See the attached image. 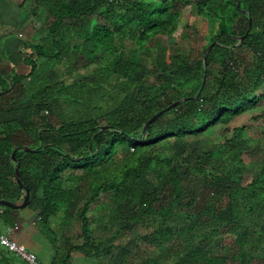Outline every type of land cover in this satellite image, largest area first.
<instances>
[{
	"label": "trees",
	"instance_id": "obj_1",
	"mask_svg": "<svg viewBox=\"0 0 264 264\" xmlns=\"http://www.w3.org/2000/svg\"><path fill=\"white\" fill-rule=\"evenodd\" d=\"M36 5L35 19L41 8L47 14L48 33L42 42L23 46L29 67L24 75H8L0 54V93L23 89L45 58L68 61L64 71L70 77L81 59L92 71L72 83L45 77L29 91L28 103L0 106L8 116L0 123V199L23 200L12 160L18 150L21 179L31 193L27 208L37 211L33 230L42 238L25 247L42 261L49 239L59 257L52 264H72L73 252L90 254L97 264L131 259L264 264V257L254 263L264 249V126L253 137L246 125L229 127L264 105V0H36ZM188 7L209 26L201 58L163 40L177 33ZM86 16L96 21L83 45L70 49L64 30ZM185 29L189 38L190 26ZM126 40L136 48L127 50ZM214 42L205 66L204 54ZM238 46L252 56L242 57ZM174 103L144 132L153 116ZM252 121H264V112ZM220 126L228 134L217 145L218 156L207 152L190 163L182 141ZM211 158L212 165L203 163ZM192 171L202 177L200 190L192 188ZM103 196L100 216L96 203ZM0 211L2 232L15 225L16 210ZM108 213L120 216L114 230L104 224ZM74 224L82 243L64 254L59 238L75 231ZM139 242L155 251L142 250L146 257L139 258L132 248L141 249ZM0 264H15L1 246Z\"/></svg>",
	"mask_w": 264,
	"mask_h": 264
},
{
	"label": "crops",
	"instance_id": "obj_2",
	"mask_svg": "<svg viewBox=\"0 0 264 264\" xmlns=\"http://www.w3.org/2000/svg\"><path fill=\"white\" fill-rule=\"evenodd\" d=\"M36 7V0H0V54H2L4 57L1 65H3V68L6 70L8 75H24L28 73L29 67L23 61L24 53L22 52V48L26 44L36 45L42 42L48 33L47 24L44 23L47 14L45 11L42 12L43 10L41 8L39 12L41 17L39 20L35 19V11L37 10ZM188 8L190 9V12H192L193 16L197 17L198 19L195 9L193 7ZM187 17L188 16L185 14V17L181 19L179 29L174 36L171 38H163L166 45L174 46L175 43H180L179 37L180 39H188L184 37L186 33H188L185 27L189 25V31H191V25L187 23V21L185 24H182L183 19L189 21V18ZM95 21L96 19L94 17L86 16L82 19H75L70 22L69 29H65L63 35L64 40L69 44L70 49L74 50L83 45V35H86L91 31ZM170 39H173V42ZM125 48L132 51L136 48V43L131 40H126ZM84 63L85 61L81 59L80 64ZM67 65H70V63L66 60L62 61L60 64L52 58H45L41 60L40 67L38 68L36 74L31 79L25 80L23 82L24 88L22 89L17 86L9 94H2L0 96V102L10 100L13 103L20 104L19 102L24 99L23 95L25 94V96L30 98L29 91L39 80L45 77L50 79L51 83H57L59 81H66V83H70L71 81H75L68 75L66 71H64V68L66 69ZM86 68L87 67H84L82 69ZM82 69L78 71L79 74ZM75 78L76 80H80L77 77ZM9 95L12 96L8 98L7 96ZM23 104L26 103H22L21 105ZM10 106L11 105L7 107ZM14 196L15 200L21 199L20 193L18 191L14 193ZM36 214L37 211L29 208L16 210L13 213L15 225L9 226L14 228L11 238L21 245L24 244V246L25 242L28 243V241L34 237L42 242L40 234H36V232L33 230V225H36L38 220ZM7 228L8 227L2 228L1 231L5 232ZM44 240L48 245V251L46 252L42 261H44L45 264H52L55 260H58L59 257L57 256L55 250L51 248L49 239L45 238ZM154 251L155 250H151L148 252ZM79 254L80 255L77 257V260H73L72 264H97V262H95V257L92 255L86 254L84 252ZM158 254L157 256H160V253ZM125 264H133L132 259L126 260Z\"/></svg>",
	"mask_w": 264,
	"mask_h": 264
},
{
	"label": "rangeland",
	"instance_id": "obj_3",
	"mask_svg": "<svg viewBox=\"0 0 264 264\" xmlns=\"http://www.w3.org/2000/svg\"><path fill=\"white\" fill-rule=\"evenodd\" d=\"M188 11V13H187ZM189 18L188 20L183 19L182 20V24H185L186 21L187 23H189L191 25V31H189V38L187 40H185L184 38L180 39L179 37V41L181 46L184 49V52H186V54H189L191 56L192 59L195 58H201L202 54H203V47L204 45H206L207 41L203 38L204 35H206V33L209 30V26L206 23V21H202V19L200 17H195L193 16L192 12H190L189 8L185 9L184 12ZM171 40V39H170ZM173 40V39H172ZM171 40V41H172ZM173 42V41H172ZM239 45V43H238ZM237 52L244 58L248 57L250 58L252 56V51L248 48L245 47H237ZM148 62V61H147ZM86 61L84 64H80L79 66L81 67L80 69L84 68L86 65ZM3 68V65H2ZM92 71V67H88V69H82L80 71V74H76L74 76L79 78V79H84L89 72ZM72 77V79H74ZM73 81H71L70 83H72ZM12 95L7 96L8 98L11 97ZM24 99L22 101H20V104H16L17 106H20L22 103H28L29 102V98L25 95ZM9 105H13V102H11L10 100H5V101H1L0 102V106H4L7 107ZM1 108V107H0ZM262 112H264V105H262L260 108L253 110L239 118H237L236 120H234L231 124H230V128H234V127H241V126H248V136H252L253 135H258L257 132L259 130V133L261 132L260 129L264 126V121H261L260 123H254L252 121V119H254L256 116H259L262 114ZM8 116H6L5 114H2L0 112V123L5 122V120H7ZM255 126V127H254ZM259 127V129L257 128ZM228 133H226V129L223 127H217L216 129H210L209 131H207L205 134L198 136V137H192V138H186L184 139L183 144L186 145L187 149L186 151H184V156L187 158V160L192 163L195 164L197 161V158L199 156V154H203V153H209V152H213L215 153L217 157L218 153L220 151H218L217 149V145L221 142H223V138L224 136H226ZM230 135V134H229ZM256 151V150H255ZM214 158L211 159H205V162H203L206 165H212L214 163L215 160H213ZM217 161V160H216ZM8 162V161H7ZM9 167V166H8ZM191 174L194 175V177H192L191 181L194 186L192 188H194V191L200 190L201 189V183H200V179L202 178L201 176H199L198 179L196 177V172H191ZM247 181H250V175H248L246 177ZM192 186V185H191ZM145 189H147L146 186H143ZM164 187L163 182L158 183V192H161L162 189ZM148 190H151L148 187ZM107 201L106 196H103L101 198V200L99 202L96 203V205L99 206V214L104 215V211H103V205L104 203ZM22 203V202H21ZM114 212V211H113ZM109 215H105V219L106 221H104V224L108 223L110 225V227L114 230L116 229L118 226L121 225L120 222V216L117 214H113L112 213H108ZM73 227L71 229H74L75 231H72L70 233H68L66 235V237L60 236L59 238V243H60V249H62V252H66L68 251V249L71 248V245H79L82 243V240L77 236L78 232H76L77 230V225H72ZM139 247H141V249H138L135 247V245L132 247L134 248V251H136L137 253H141L139 254L140 257H146L145 256V252H142V250H146L148 247L146 245H143L142 242H139ZM41 245V243H40ZM143 248V249H142ZM2 249H4L2 247ZM6 250V249H5ZM151 248H148V251H151ZM7 251V250H6ZM15 264H27L26 262H24L22 259H20L16 254L14 253H10ZM79 253L77 252H73L72 254V261L73 260H77V257H79ZM264 257V249H261L260 252L258 253L257 257L254 260V263H256V261L259 258H263ZM74 258V259H73ZM134 258V257H133Z\"/></svg>",
	"mask_w": 264,
	"mask_h": 264
},
{
	"label": "water",
	"instance_id": "obj_4",
	"mask_svg": "<svg viewBox=\"0 0 264 264\" xmlns=\"http://www.w3.org/2000/svg\"><path fill=\"white\" fill-rule=\"evenodd\" d=\"M238 2V0H236ZM251 28V21L249 23V28L248 30H250ZM241 40H243V38H241ZM216 42L212 43L206 50L205 54H204V63L206 66V59H207V55L209 54V52L211 51V49L213 48V46L215 45ZM204 87V84H203ZM4 94V93H0V96ZM200 95V93L197 94V96L195 98H198V96ZM184 101V100H182ZM178 103H174L171 106H169L168 108L164 109L162 112H159L158 114H156L155 116H153L147 123L146 126L144 128V132L147 131L148 127L164 112L168 111L169 109L175 107ZM25 151L29 152L31 149L26 147L24 148ZM18 150H15L12 154V160L13 162H16L17 166L15 168V176H16V182L18 184V186L20 187V189L24 192V197L22 200V203L18 204V203H14L11 201H7V200H3L0 199V207H9L13 210H20V209H25L28 207L30 200H31V193L29 188L25 185V183L22 181L21 179V175H20V165H19V160L16 159L15 155L17 153Z\"/></svg>",
	"mask_w": 264,
	"mask_h": 264
},
{
	"label": "built area",
	"instance_id": "obj_5",
	"mask_svg": "<svg viewBox=\"0 0 264 264\" xmlns=\"http://www.w3.org/2000/svg\"><path fill=\"white\" fill-rule=\"evenodd\" d=\"M13 232V227H8L5 232H0V246L8 252L16 254L27 264H44L36 253L28 250L24 245L19 244L11 238Z\"/></svg>",
	"mask_w": 264,
	"mask_h": 264
}]
</instances>
